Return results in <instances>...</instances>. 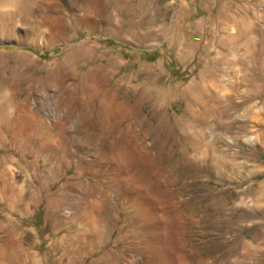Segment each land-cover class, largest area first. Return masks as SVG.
<instances>
[{
	"label": "rangeland",
	"instance_id": "rangeland-1",
	"mask_svg": "<svg viewBox=\"0 0 264 264\" xmlns=\"http://www.w3.org/2000/svg\"><path fill=\"white\" fill-rule=\"evenodd\" d=\"M252 263L264 0H0V264Z\"/></svg>",
	"mask_w": 264,
	"mask_h": 264
},
{
	"label": "bare ground",
	"instance_id": "bare-ground-1",
	"mask_svg": "<svg viewBox=\"0 0 264 264\" xmlns=\"http://www.w3.org/2000/svg\"><path fill=\"white\" fill-rule=\"evenodd\" d=\"M191 94H192V93H191ZM211 96H213V95H211ZM193 97H196V96H193ZM193 97H192V98H193ZM214 98L216 99V97H214ZM214 98H213V99H214ZM193 99H194V98H193ZM195 99H197V101L200 100V99H198V98H195ZM210 99H211V98H210ZM213 99H211V100H213ZM192 101L194 102V100H192ZM195 101H196V100H195ZM200 101H201V100H200ZM200 101H199V102H200ZM194 104H195V103H194ZM203 104H205V103H203ZM197 105H198V103H197ZM207 108H208V107H207ZM204 112H206V110H205ZM212 112H213V111H212ZM199 114H202V113H199ZM199 114H198L197 116H199ZM204 114H205V113H204ZM202 115H203V114H202ZM204 116H205V115H204ZM200 118H202V117H200ZM204 118H205V117H204ZM202 119H203V118H202ZM187 134H188V133H187ZM190 135H191V134H190ZM188 137H189V136H188ZM194 137H195V136H194ZM244 246H247V244L245 243ZM248 248H250V247H248ZM252 249H253V248H252ZM257 249H258V248H257ZM249 250H250V249H249ZM252 254H253V252H252ZM248 256H250V254H249ZM252 257H253V256H252ZM198 263H199V262H198ZM252 264H253V263H252Z\"/></svg>",
	"mask_w": 264,
	"mask_h": 264
}]
</instances>
